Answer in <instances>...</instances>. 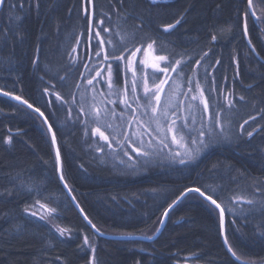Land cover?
<instances>
[{"label": "trees", "instance_id": "16d2710c", "mask_svg": "<svg viewBox=\"0 0 264 264\" xmlns=\"http://www.w3.org/2000/svg\"><path fill=\"white\" fill-rule=\"evenodd\" d=\"M39 3V10L33 5L9 12L6 6L0 12V89L21 95L49 118L68 187L100 232L153 237L163 213L186 187L216 188L226 208L233 195L264 200V4L260 0H253L260 20L247 17V36L243 33L247 0H171L155 6L148 0H123V4L121 0H95V19L104 20L99 27L110 29L101 32V38H111L119 50L125 34L128 47L135 42L133 33L137 41L150 35L164 54L186 61L174 73L183 86L182 94L187 91L188 77L193 78V85L199 80L212 120L217 113L223 118L228 139L219 135L210 139L212 146L194 163L174 164L171 158L155 155L147 166L143 157H136L139 164L128 161L122 152L109 150L92 135L93 105L99 106L104 90L95 87L93 91L100 77L93 85L87 79L105 62L92 54L98 40L89 39L94 33L88 31L80 0ZM17 15L22 19L15 21ZM181 15L184 19L179 25L163 31L162 25L174 23ZM105 48L113 51L108 44ZM181 69L183 74L178 76ZM120 79L122 85V76ZM52 85L67 103L44 93L45 88L51 93ZM229 99L232 107H228ZM49 100L54 101V107ZM245 120L249 123L241 135L240 125ZM202 123L208 122L199 121L191 136ZM254 129L260 131H254L249 139L246 131ZM9 134H13L11 145L4 142ZM100 147L104 151H99ZM128 152L135 156L131 149ZM119 158L127 163L119 164ZM29 187L32 192L27 191ZM5 190L12 195L0 196V264H90L93 256L94 264H238L224 248L217 213L194 194L170 213L164 230L152 242L97 236L59 181L55 152L43 121L27 108L0 97V192ZM37 198L57 209L54 222L25 212ZM239 208L253 210L246 217L226 213L229 223L237 222L229 228L230 242L238 254L262 264L264 236L257 225L264 224V211L259 203ZM53 223L70 229V234L61 237ZM84 236L89 237L95 253L83 245Z\"/></svg>", "mask_w": 264, "mask_h": 264}, {"label": "snow or ice", "instance_id": "6c2138e0", "mask_svg": "<svg viewBox=\"0 0 264 264\" xmlns=\"http://www.w3.org/2000/svg\"><path fill=\"white\" fill-rule=\"evenodd\" d=\"M148 2L150 5L155 6L160 2V0H148ZM260 3L264 4V0H260ZM121 4H123V0H121ZM33 5L37 10H39V0H15V2L13 3H9L8 0H0V9H3L7 6L9 12H12L14 9L22 11L26 6L30 8ZM247 6L248 10L243 13V33L245 36L248 35L247 17L251 15L256 20H260V16L257 15V12L255 10L256 5L253 4V0H247ZM80 10L89 25V33H94V37L92 35H89V39L96 38L98 40V44L93 47L92 54L97 57H102V61L105 62V67L96 70L95 75L87 79V83L89 85H93V81L97 77H101L102 74L106 77L103 81V84L106 85L109 91L107 93H100V95L102 97L117 96L119 98V103L125 105L124 110L121 111V113L119 114L120 119L124 118V113L127 112L128 109H131L133 113V115L131 116V120L135 121L140 128H143L144 132H147L148 127L142 120L138 119L135 115L137 109L133 108V103L136 104L137 108H143L145 110V114H147V110L150 109L153 114L150 118L151 123H154L156 125L153 131L160 134L159 144L162 145L163 148L169 149L171 162L179 165H187L189 163H194L195 161H197L203 154V152L212 146L210 138L213 135H219L224 139H228V137L225 136V127L220 119L219 113H217L214 127L210 128L206 132L203 130L204 125L202 123L201 129L198 131L197 136H191L192 129L190 128V124L194 125L196 123L195 117H192L191 120L189 119V117H183V123H178L181 118L177 115L176 111L169 112L167 107L161 109V96L165 91V86L168 84L169 80L172 79V77L169 76V73L177 72V69L180 68L181 64L186 63L183 57H181L180 59L170 58L168 54H164L162 49H160L157 45V41L153 39L150 35H147L145 38H142L137 41L135 33L132 34V39L135 42L132 44L131 47H128L126 43L127 34L121 36L120 33H117L118 36H121L120 43L123 45L121 49L117 50L116 44L111 38H109L107 41L101 38V32H109L110 29L108 27H99L104 24V20L103 18H100L98 20L95 19V0H80ZM69 13L71 14V9H69ZM20 19H22V17L19 15L14 17L15 21H19ZM183 19L184 17L183 15H181L178 19L175 20L174 23L162 25L163 31L166 33L169 32L170 30L174 29L177 25H179ZM140 27L142 28L143 26L141 25ZM227 30L230 32L231 27L229 26ZM211 39L215 41L217 37L213 35ZM105 44L112 46L113 51L111 53L107 51V49L105 48ZM249 44H251V40H249ZM73 51H76V49H73ZM253 51H255V49H253ZM207 54L208 53L206 52L204 53L205 56ZM189 59H191V57H189ZM201 59H203V57H201ZM37 60L38 57L36 58V60L33 61L34 66L37 63ZM216 63H220V61H216ZM195 64L197 68L200 67L199 60L195 61ZM84 67L87 68L88 66L85 64ZM93 68H95V65H93ZM89 71H92V69H89ZM128 72H131L132 74L130 81L127 77ZM182 74L183 70L181 69V71L178 72L177 75L180 76ZM121 76H123L124 80L123 85H121ZM60 79L64 80L65 77L61 76ZM129 82L131 83L130 89ZM97 83H100V81H97ZM205 83H207V81H205ZM187 85V92L184 93L185 98H188V94L192 93L190 99L192 101H196L197 99H199V102L203 104L204 112L208 113L209 102L205 94V89L201 86L200 81L196 80L195 86L193 87V78L188 77ZM77 87H79V85H77ZM138 87L143 88V104H141V97L136 95ZM248 87L251 88L252 86L248 85ZM52 89L53 91L51 93L49 92L48 88H45L43 91L46 95L50 94L55 96L56 101H60L61 103H67L64 97H62L60 93L55 91V85H52ZM211 90L216 91L214 87H212ZM93 91H95V86H93ZM129 92H131V96L129 95ZM0 95L10 97L12 100L19 102V104L26 105L27 108L37 113L43 119V123L47 126V130L51 134V145L55 152L56 165L60 172L59 178L62 182H64V187L68 188V184L65 180V176L63 173L61 149L58 144L57 134L53 128V125L49 122V118L39 107L34 106L21 95H16L9 91H4L2 89H0ZM239 99L243 101L245 98L241 96L239 97ZM153 101H155V103H153ZM106 102L113 105L117 104V100L112 99H108ZM48 103L53 107L55 106L54 101L52 100H49ZM100 103L104 104L105 101L101 100ZM227 103L228 107L233 106L232 101L230 99L227 101ZM193 107H195V105L191 103L187 105V108L189 110H191ZM82 110L83 109H81V111ZM102 112L105 114V116H117L115 108L107 109L93 105V119L95 120V126L92 128V135L98 136L100 140L103 141L104 144L107 145L109 148L112 147V141H115L120 146V149H124L125 142H129L128 147H131V151L135 153V156L131 155L126 150L123 151V156L127 157L128 161H133L135 164L140 163V161L137 160L136 157H143L144 165L147 166L148 164H150V158L153 156V152L147 151L144 148V132H133L132 137H129L127 134H124L123 141H121L117 139L119 133H116L113 130V125L111 123L104 122V118L101 116ZM69 117H71L70 110ZM208 118L210 121L212 120L210 114ZM251 119L255 120L256 117H251ZM161 121H164V123H162ZM248 123L249 121L245 120L244 124L240 125L241 135L245 134L244 125ZM102 125L103 128L113 131H110L108 134H106V131L103 130ZM128 126L130 127L131 124L129 123ZM217 128L219 129L218 133L216 131ZM9 131L11 133V130ZM254 131H260V129L246 131V135L249 139L253 137ZM18 133L19 130H17L16 134ZM85 135H88L87 130H85ZM169 135L171 137V144L168 142ZM149 136H151V133H149ZM133 138L137 139V142L140 145L139 147L132 146L130 141ZM4 142L11 145L13 142V134H9L8 136H6ZM149 144H151V140H149ZM172 145H175L174 149L171 147ZM98 150L104 151L102 147L98 148ZM153 151L159 153L162 151V149H154ZM115 158L116 157H114V159ZM117 162L119 164L127 163L122 158H119ZM228 167L230 168L231 166L229 165ZM254 182L260 183L261 181L256 180ZM27 191L32 192L33 189L29 187ZM69 192H71V189H69ZM189 193L199 197L203 202H205L209 206V208L213 212L217 213L219 221V234L223 239V244L226 246L227 251L231 254L235 261H237L238 264H255V261L247 260L242 256V254H238L237 250H234V247L229 239V228L232 225H235L237 222L236 220H232L229 223L226 218V213L231 212L233 213V215L238 214L242 217H246L247 214L253 209L239 208V205L246 204L250 206H255L258 203L261 211H264V200L258 202L255 199L248 198L245 195H233L229 197V206L226 208L225 205L222 203L220 197L216 195V188L208 186V190H205L199 186L186 187L181 193L180 197H178L177 200L173 202V205H169V209L163 213L164 217L166 218L168 216V211L171 210L174 204L187 197ZM6 194L10 196L12 195V192L8 190L0 192V196H4ZM113 199H115V197H113ZM73 200H75V197H73ZM77 207L79 208V204H77ZM237 208L239 209L238 212L236 211ZM24 210L31 217H36L41 221H47L49 223H52L56 219L57 209L54 207H50L46 203L41 202L39 198H37L33 204L27 205ZM80 212L84 216V219L87 221V223L92 227V229L100 231L99 228H97V225L94 224L92 220L88 217V215L84 213V210L82 208H80ZM160 223L162 225L164 223V220H161ZM53 227L61 237L65 236L66 234H70L71 232L70 229L61 227L60 225L55 223H53ZM257 228L260 230L259 234L261 236H264V224L257 225ZM157 232H159V228L157 229ZM101 235H103V233H101ZM125 235L131 236L132 234L126 233ZM152 238V236L147 237V239L149 240H151ZM83 245H87L91 249V252L95 253L96 249L90 243L88 236H84ZM94 262L95 257L93 256L92 260L90 261V264H94ZM137 264H139V262H137Z\"/></svg>", "mask_w": 264, "mask_h": 264}, {"label": "rangeland", "instance_id": "374dc122", "mask_svg": "<svg viewBox=\"0 0 264 264\" xmlns=\"http://www.w3.org/2000/svg\"><path fill=\"white\" fill-rule=\"evenodd\" d=\"M160 1H171V0H160ZM104 67H105V65L103 67H101V69ZM174 73L175 72L169 73V76H171L172 79L169 80L168 84L165 86V91L161 96V109H164L165 107H167L169 112L176 111L177 115L181 118L178 121V123H183V117H189L190 120L192 117H195L196 123L194 125L190 124V128L192 129V131H193L194 126L199 125L198 124L199 121L208 122L203 128V130L207 132L210 128L215 126V120H216L215 119L214 121L213 120L210 121L208 118L209 114L212 117V114H211L212 112L210 110V107H209V112L205 113L203 110V104H201L199 102V99H197L196 101H192L190 99L192 93H189L188 98H185L184 94H182L183 93L182 92L183 86L180 84L179 80L174 79ZM157 75H161V74H157ZM127 77L129 78V81H130L131 77H132L131 72L127 73ZM105 78L106 77L102 74V76L99 78L100 83H97L95 86L98 88L102 87V89L104 91H102V92L100 91L101 93H107L109 91L107 89L106 85L103 84V81ZM123 82H124V80H123V76H122V85H123ZM138 84H139V81H138ZM192 86L194 87L195 85H192ZM130 88H131V83L129 82V89ZM129 95L131 96V92H129ZM136 95L141 97V104H143L144 100L142 98L143 97V88L142 87H138ZM101 98H102L101 100H104L105 103L104 104L99 103L98 104L99 107L108 109L109 106H111V109L115 108V110H116V113H117L116 117L105 116V114L103 112L101 113V116L104 118L105 123H111L113 125V130L116 133H119V135L117 136V139L123 141V135L124 134H127L129 137H132L133 132H136V133L144 132L143 128H140L136 124L135 121L131 120V116L133 115L131 109H128V111L124 113V118L120 119L119 114L121 113V111L124 110L125 105L119 103V98L117 96H112V97H107V96L102 97L101 96ZM108 99L117 100V104L113 105V104L107 103L106 101ZM130 102H131V100H130ZM153 103H155V101H153ZM190 103L195 105V107H193L191 110H189L187 108V105ZM116 106H117V108H116ZM133 108L137 109L136 113H135L136 117L138 119L142 120L145 123V125L148 127V131L144 132L143 140H144L145 150L153 152V156L150 158L151 162L154 161L153 157L155 155H156L155 156L156 158L157 157L158 158L159 157H167L168 159H170L171 157L169 155V149L163 148V146L159 144L160 134L153 131V129H155L156 125L154 123H151L150 118L153 115L151 110L150 109L147 110V114H145V110L143 108H137L135 103H133ZM221 121L223 122V118H221ZM161 122L164 123V121H161ZM129 123L131 124L130 127L128 126ZM102 128H103V125H102ZM199 128L201 129V127H199ZM199 128H197L194 131V136H197V130ZM103 130L106 131V134H108L110 131H113V130H108L106 128H103ZM192 131H191V133H192ZM216 131L218 133L219 129L217 128ZM149 133H151V136H149ZM94 137H96L97 139L100 140V138L98 136H94ZM153 137H155V138H153ZM216 138H217V135H213L210 139L215 140ZM149 140H151V144H149ZM101 142L104 144L103 141H101ZM168 142L171 144L170 135H169ZM128 143L129 142H125L124 149H120V146L115 141H112V147L111 148L108 147V149L111 151H117V152L123 153V151H125V150L128 151L129 149H131V147L128 148ZM130 143L132 144L133 147H139L140 146L139 143L137 142L136 138H133L130 141ZM171 147L174 149L175 145H172ZM154 149H162L163 151H161L160 153H156L153 151ZM183 264H188V263H183Z\"/></svg>", "mask_w": 264, "mask_h": 264}, {"label": "water", "instance_id": "95a60500", "mask_svg": "<svg viewBox=\"0 0 264 264\" xmlns=\"http://www.w3.org/2000/svg\"><path fill=\"white\" fill-rule=\"evenodd\" d=\"M1 10L2 9H0V12H1ZM255 19V18H254ZM256 20V19H255ZM0 97H2V98H4V99H6V100H9V101H11V102H13V103H16V104H19V102H17V101H14V100H12L10 97H6V96H3V95H0ZM19 105H21V106H23V107H25V108H27L26 107V105H22V104H19ZM28 110H30V111H32L31 109H29V108H27ZM33 112V111H32ZM33 113H35V112H33ZM37 116H39L37 113H35ZM39 118L43 121V119L39 116ZM46 126V125H45ZM46 128H47V126H46ZM50 134V133H49ZM50 137H51V134H50ZM57 173H58V178L60 177V172H59V170H58V168H57ZM59 181H60V183H61V185H62V187L64 188V190H65V192L67 193V195H68V197H69V199H70V201L72 202V204H73V206L75 207V209L78 211V213L80 214V216L82 217V219L85 221V223L88 225V227L97 235V236H99V237H101V238H105V239H111V240H120V241H126V240H138V241H143V242H152V241H154V240H156L157 238H158V236L162 233V231L164 230V228H165V226H166V224H167V222H168V218H169V215H170V213L186 198H184V199H182V200H180L178 203H176V204H174V206L171 208V210L170 211H168V216L165 218L164 217V215L162 216V220H164V223L161 225L160 224V227H159V232H156V234L153 236V238L151 239V240H149V239H147L146 237H142V236H124V235H116V236H112V235H106V234H103V235H101V233L102 232H100V231H96V230H94V229H92V227L87 223V221L84 219V216L81 214V212H80V205H79V208L77 207V204H78V202H77V200L75 199V200H73V197H74V195L72 194V192H69V187L68 188H65L64 187V182H62L61 180H60V178H59ZM189 194H191V193H189ZM188 194V195H189ZM173 205V204H172ZM169 209V207L166 209V210H168ZM222 242H223V239H222ZM224 245V244H223ZM224 248L226 249V251H227V248H226V246L224 245ZM227 253L231 256V254L227 251ZM231 258L235 261V259L231 256ZM237 262V261H236ZM238 263V262H237ZM262 264H264V263H262Z\"/></svg>", "mask_w": 264, "mask_h": 264}]
</instances>
